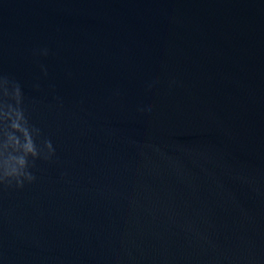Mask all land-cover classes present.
<instances>
[{"label": "water", "instance_id": "water-1", "mask_svg": "<svg viewBox=\"0 0 264 264\" xmlns=\"http://www.w3.org/2000/svg\"><path fill=\"white\" fill-rule=\"evenodd\" d=\"M0 264H264V0H0Z\"/></svg>", "mask_w": 264, "mask_h": 264}, {"label": "clouds", "instance_id": "clouds-1", "mask_svg": "<svg viewBox=\"0 0 264 264\" xmlns=\"http://www.w3.org/2000/svg\"><path fill=\"white\" fill-rule=\"evenodd\" d=\"M18 89H17V93H18ZM8 119L11 120V127L13 129H18V130H22L21 129V124H20V120L22 119V114L19 112L15 113V116L13 117L12 112L10 111L8 114ZM12 141H15L17 144H19V140L17 139V137L15 135H10L8 136L7 139V143L8 145H11ZM31 142H29V144L27 145V147L29 149H31ZM49 149H51V144H48ZM23 161H21V166L20 167H13L11 169V171L8 173L9 178L10 177H14L17 179V182H20V177H24L28 180H32L33 176L30 173H27L23 170Z\"/></svg>", "mask_w": 264, "mask_h": 264}]
</instances>
